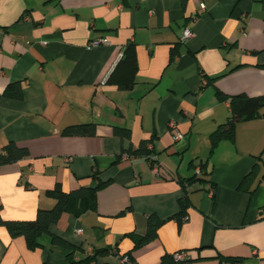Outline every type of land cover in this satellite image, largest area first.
<instances>
[{
    "label": "crops",
    "instance_id": "0c3cea01",
    "mask_svg": "<svg viewBox=\"0 0 264 264\" xmlns=\"http://www.w3.org/2000/svg\"><path fill=\"white\" fill-rule=\"evenodd\" d=\"M95 38L106 42L88 46ZM130 43L135 82L121 90L105 79ZM215 90L264 95V0H0V147L28 151L0 165V218L33 219L55 184L93 185L94 171L107 181L95 210L49 226L63 244L42 234L29 249L0 225V264H66L99 248L112 252L96 264H158L177 251L188 262L168 264H264V116L236 123L209 154L230 113ZM79 124L93 133L61 134ZM150 137L152 163L126 155ZM196 170L206 181L186 186L178 221L179 180ZM151 215L162 222L134 247L129 234L142 236Z\"/></svg>",
    "mask_w": 264,
    "mask_h": 264
},
{
    "label": "trees",
    "instance_id": "16d2710c",
    "mask_svg": "<svg viewBox=\"0 0 264 264\" xmlns=\"http://www.w3.org/2000/svg\"><path fill=\"white\" fill-rule=\"evenodd\" d=\"M134 54L133 45L131 43L127 44L123 48L120 58L106 77L105 82L114 84L121 90L129 89L135 82V73L137 69ZM18 92L19 87L18 85H15L14 93L18 94ZM215 96L218 99L228 100L230 113L226 121L216 126V128L209 134V154L213 151L219 141H233L234 127L236 123L264 116V95L248 96L244 93L226 95L219 90H215ZM113 131L120 137L129 136V130L125 127L114 126ZM92 133L93 126L91 124L70 125L61 130V134L63 135H86ZM150 142H152V137L142 139L136 148L128 149L126 155L144 157L152 163L154 157L151 156V153L153 152L151 149L147 148V145ZM27 155L28 151L26 148L20 147L14 142L9 141L0 147V165L15 162ZM197 165L199 169L202 170L205 167V162L200 161ZM206 174L207 172L205 175ZM91 178L94 180L93 185L80 186L69 191H64L58 184H55L52 188L45 190L44 192L46 196L54 200V203L50 208L39 207L36 211L35 217L31 220H3L0 218V225L7 230L11 237L19 235L23 236L26 246L29 249L41 245L39 237L42 234H48L50 237V243L54 245L63 244L64 241L61 238L49 233V226L55 223L62 213H70L74 216H79L86 211L95 210L96 192L100 187L105 185L107 181H101L98 177V172L96 171L91 174ZM197 180L206 181L200 174L199 170L197 173L193 172L191 176L179 180L184 193L178 200L179 210L176 214V219L178 221L185 217L186 208L189 205L186 196V186ZM210 187H213L212 183L210 184ZM161 222L162 220L155 216H149L147 220V229L142 236L134 237L132 234H129V236L133 238V246L137 247L154 237L156 229ZM111 252L112 248L93 249L90 253L86 254L79 260H74L71 254H68L66 264H89L92 262L96 264L95 257L97 255H104ZM169 257V260L162 257L158 264L179 263L173 261L171 255H169ZM233 261L236 262V264L238 262L237 259H233Z\"/></svg>",
    "mask_w": 264,
    "mask_h": 264
},
{
    "label": "built area",
    "instance_id": "2783aa9c",
    "mask_svg": "<svg viewBox=\"0 0 264 264\" xmlns=\"http://www.w3.org/2000/svg\"><path fill=\"white\" fill-rule=\"evenodd\" d=\"M200 7L203 8L204 7L203 4H200ZM193 19H195V17H193ZM191 36H192V31L189 28L185 27L182 30L181 40L182 41H186ZM105 42H106V40H104L103 38H95V39H91L88 42V46L93 47V46H96L98 44L105 43ZM169 126L174 129L173 138L174 139L179 138L181 136V134L178 131L175 130L174 123L173 122H169ZM152 172L153 173H157V171L155 169H153ZM196 172H198V170H196ZM76 232L79 233L80 229H77ZM171 258H172L173 261L179 262V263H185V262H188V260H189V257L183 251L173 252L171 254ZM122 259H123V261H126V262L128 261V258L125 257V256H123Z\"/></svg>",
    "mask_w": 264,
    "mask_h": 264
}]
</instances>
